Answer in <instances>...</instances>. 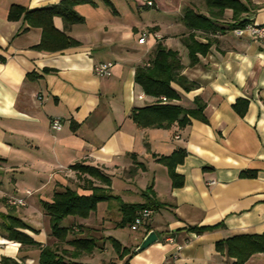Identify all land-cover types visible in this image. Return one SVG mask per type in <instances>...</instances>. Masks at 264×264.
Returning a JSON list of instances; mask_svg holds the SVG:
<instances>
[{"label":"crops","instance_id":"1","mask_svg":"<svg viewBox=\"0 0 264 264\" xmlns=\"http://www.w3.org/2000/svg\"><path fill=\"white\" fill-rule=\"evenodd\" d=\"M57 1L0 0V264L3 257L17 264H39L38 248H20L7 238L3 223L8 215L41 228L36 234L22 230L42 245L64 249L65 259L90 264H231L233 258L217 250L215 242L264 231V44L237 36L232 29L209 33L212 45L190 65L182 43L188 29L181 17L186 6L205 12L203 0H152V6L143 0L77 4L83 22L52 18L57 29L78 42L58 51L38 48L40 27L27 25L22 16L7 17L11 4L35 8ZM249 1L254 8L241 18L264 23V0ZM230 17L231 10L225 9L218 21L227 26ZM142 33L143 42H138ZM157 41L178 51L181 73L196 84L185 91L172 83L179 97L171 102L194 108L198 98L205 104V121L190 117L185 126L173 122L139 127L130 118L132 108L156 100L135 83L134 73ZM103 61L113 62L111 74L97 76L93 66ZM238 99L246 102L243 115L233 108ZM53 117L61 120V129L51 128ZM177 148L185 151L174 167L182 183L172 186L166 166L153 154L167 155ZM75 163L96 166L106 174L114 197L97 202L87 217H65L64 225L73 224V229L59 242L50 235L41 202L67 186L89 193L84 178L79 180L71 167ZM248 169L254 176L240 174ZM8 195L21 197L24 204L7 203ZM146 200L159 204L147 224L157 240L136 251L144 231L131 230L122 221L119 205ZM45 219L49 227L44 231L39 220ZM189 226L215 227L195 233ZM118 227L128 229L127 237L115 235ZM77 236L93 237L96 247L90 252L74 249L66 241ZM108 237L129 247L130 253L120 257ZM245 264H264V251L252 254Z\"/></svg>","mask_w":264,"mask_h":264},{"label":"trees","instance_id":"2","mask_svg":"<svg viewBox=\"0 0 264 264\" xmlns=\"http://www.w3.org/2000/svg\"><path fill=\"white\" fill-rule=\"evenodd\" d=\"M109 3L108 0H105ZM81 3L95 4V0H58L45 6L27 8L19 4H11L7 17L17 19L23 17L27 25L41 28V39L38 48L49 51H58L71 45L77 44V40L57 29L52 22L55 15L61 16L67 23H81L84 17L75 10V5ZM205 12L194 10L186 6L183 9L181 20L188 29V34L182 38V43L187 49L189 64L193 65L198 61V54H205L214 39L207 37L209 33L223 32L225 29L243 26L250 22L247 18H241V14L249 12L254 5L249 0H203ZM225 9L231 10V22L225 26L218 21ZM197 31L200 34H197ZM196 35H202L205 41H200ZM183 64L177 50L166 47L161 41H157L152 54L147 61L135 68L134 81L142 91L150 96L156 97L155 102L145 104L141 107H134L130 110L129 116L139 127H167L176 122L179 126H185L190 121V117H197L205 121L203 114L204 103L195 98L194 108H184L171 101L177 99L179 94L172 86V83L179 85L183 90L188 91L196 87V84L188 80L181 73ZM164 97L168 102H160ZM160 100V101H157ZM235 111L243 115L246 102L238 99L234 104ZM185 151L183 148H177L170 154H153L156 161L165 165L171 178L172 186H179L182 183V177L179 176L174 167L182 162ZM139 167L143 164L138 162ZM71 167L82 173H87L91 177L97 178L104 186L89 185V193H78L75 189L64 187L62 190L54 191L50 201H42L41 207L49 217L50 235L59 242L65 240V237L73 229V224L64 225L62 220L67 216L87 217L95 209L97 202L114 197L107 185L110 178L99 168L89 164L75 163ZM242 176H254V170H243ZM120 211L122 221L133 220L137 211L144 207H150L153 210L159 207L158 203L152 200H146L143 203H123L120 202ZM216 226V225H215ZM215 226H189V230L200 233L206 229ZM3 228L8 239L19 242L20 248L31 246L39 250V264H90L70 259H65L66 251L42 245L31 235L22 229L30 226L22 219L8 215ZM149 229L147 225V230ZM120 257L130 253V248L122 246L115 238L108 237ZM74 249H82L90 252L96 247V241L93 237L77 236L66 241ZM217 250L223 252L227 257H232L231 264H245L246 260L254 253L264 251V231L261 233H241L234 234L225 239L215 242ZM9 260L10 264H17L13 259L3 257L2 264ZM116 264V263H112ZM126 264V261L123 263Z\"/></svg>","mask_w":264,"mask_h":264},{"label":"built area","instance_id":"3","mask_svg":"<svg viewBox=\"0 0 264 264\" xmlns=\"http://www.w3.org/2000/svg\"><path fill=\"white\" fill-rule=\"evenodd\" d=\"M143 3L146 6H152V0H143ZM232 32L237 36H245L251 40L264 44V23H255V22H248L243 26L234 27ZM144 33L138 38V42H143ZM113 66L112 61H103L94 64L93 72L97 76H108L111 74V68ZM139 95V97H141ZM165 100L164 97L161 98ZM51 128L55 130L61 129V120L58 117H53L50 120ZM214 181H210L213 183ZM7 203L9 204H20L23 205V199L21 197H17L15 195H8L6 198ZM154 210L150 207H144L137 211L136 215L134 216L133 220L129 223V227L131 230H138L142 229L144 231V235L148 232L147 224L150 220V217Z\"/></svg>","mask_w":264,"mask_h":264},{"label":"rangeland","instance_id":"4","mask_svg":"<svg viewBox=\"0 0 264 264\" xmlns=\"http://www.w3.org/2000/svg\"><path fill=\"white\" fill-rule=\"evenodd\" d=\"M77 171V170H76ZM77 173L79 174L78 176L80 177V179L79 180H81V178H84L83 180H84V182H83V184L85 185V186H89V185H91V184H93V180H95V181H99L97 178H94V177H92V178H94L93 180L91 179V176L89 175V174H87V173H82V172H80V171H77ZM81 174V175H80ZM83 174V175H82ZM90 176V177H89ZM82 180V181H83ZM94 181V182H95ZM97 184L98 185H101V186H104V184L103 183H101L100 181L99 182H97ZM39 222H40V227H43L44 228V231H45V228L47 227H49V225H48V219H45V220H42V221H40L39 220ZM62 223L63 224H66L67 222H66V219L65 220H63L62 221ZM50 224V223H49ZM27 230H29V231H31V232H33V233H39L40 231H41V228H39V230L37 229V228H34V227H32V226H30V228H26ZM115 233V235H118V234H121V236L122 237H127V234H128V229L127 228H121V227H118L117 228V230L114 232Z\"/></svg>","mask_w":264,"mask_h":264},{"label":"water","instance_id":"5","mask_svg":"<svg viewBox=\"0 0 264 264\" xmlns=\"http://www.w3.org/2000/svg\"><path fill=\"white\" fill-rule=\"evenodd\" d=\"M157 240V235L153 230H149L140 240V242L137 244L135 250L136 251H142L147 246L152 244Z\"/></svg>","mask_w":264,"mask_h":264}]
</instances>
